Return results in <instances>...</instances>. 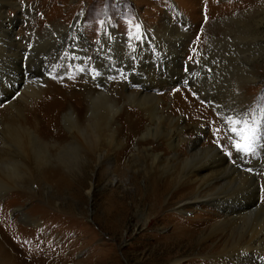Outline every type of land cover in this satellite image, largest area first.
<instances>
[{
  "label": "rangeland",
  "instance_id": "1",
  "mask_svg": "<svg viewBox=\"0 0 264 264\" xmlns=\"http://www.w3.org/2000/svg\"><path fill=\"white\" fill-rule=\"evenodd\" d=\"M13 2L19 8L6 6L4 12V21L9 18L12 20L15 14L20 18L13 25V32L18 37H28L32 27L40 29L23 45L28 59L32 61L40 53L43 54L58 44L56 31L52 27H70L78 15L81 34L91 46L101 44L104 32H113L118 40H134L140 31H145V51L141 47H137L135 53L127 54L124 51L126 59L130 62L137 60L138 63V59H144L146 65L162 62L169 67L171 63L167 59L176 53V56L180 55L177 57L180 62L177 67L193 74L192 83L169 85L161 91L155 88L157 94L167 100V104H170L172 97L176 95L180 97L185 110L194 109V113L188 112L185 119L190 117L189 119L203 122V142L218 146L220 154L229 159L230 153L224 144L221 145L225 132L220 127L222 122L214 108V102L233 106L239 102L241 90L250 107L262 109L264 106V0ZM48 27L50 30L44 32ZM82 48L78 49L76 44L63 45L54 71L52 72V68L51 72L47 70L42 80L38 75L36 79H39L32 85L37 93L28 94V98H20L24 104L14 101L17 108L39 102L50 82L55 83L54 88H51L55 93L61 91L68 81L76 85L89 82L92 89L103 91L97 80L89 81L88 74L93 70H98L96 74L101 73L107 66L114 65L115 57L113 61H109L110 64L109 56L100 57L98 63L96 59H92L93 51L88 50L87 54ZM98 56L104 57L105 52L100 51ZM48 62L45 67L43 65L42 73L53 64V59ZM131 66L124 65L118 69L119 72L117 69L111 70L106 93L109 102H116L122 109H141L142 104L128 102L127 98L121 96L123 89L135 91L138 88L135 84L132 85V77H128L137 73ZM194 87L200 95L194 92ZM22 92L25 91L22 89ZM58 98V101L63 102L64 98ZM7 105L5 102L0 103L3 108ZM81 106L77 107L81 109ZM179 109L175 108L176 111ZM17 114L13 109H7V112L0 110L3 124L10 123L12 118L13 121L21 123L22 118ZM232 116L235 117L234 114ZM216 124H219L218 127ZM162 125L166 127L167 123ZM59 127L60 132L69 136L62 113L59 117ZM1 129L0 125L1 146L4 145L7 151L12 150L13 146L4 139L5 133ZM158 135L159 133L156 137ZM43 141L48 144V149L45 145L35 144L36 156L39 155L36 161L40 164L38 168H32L36 163L31 165L32 169L19 168L14 173L15 177L11 175V170L1 173L12 180L18 177L19 181L16 185L12 184V187L0 185V209L9 202L8 209L0 212V215L2 223L6 225L12 222L13 226L18 227L17 231L21 232L17 233V244L26 247L23 245L24 241L29 239L30 243H26L28 248L42 245L49 250L50 257L48 260H35V263L23 252L33 257L32 259H35L37 252L31 254L22 247L20 248L23 251L17 250L16 246L13 249L17 259L6 260L0 255V264H231L228 260L218 257L219 249L233 243L246 242L249 234L261 224V218H264L263 207L254 214L255 216L229 222L230 224L224 222L219 231L213 232L219 217L215 208L205 201L197 200L191 203L187 212L177 211L178 202L190 197L197 185L193 183L190 190L183 188L185 180L176 174L173 175L169 166L160 169L150 162L144 166V162L138 161L133 167L123 168L122 172L113 175L108 171H101L98 159L92 157L85 149L79 148V168L67 170L55 158L46 159L47 155H54L56 150L49 146L53 142L51 137H44ZM228 142L232 144L233 141L228 139ZM237 142L238 139H235L233 144ZM235 151L236 157L241 160L240 151L236 147ZM203 154L200 153L201 158ZM116 160L122 161V158ZM53 166L61 169L64 181L50 177L40 179V175ZM235 174L221 185V191L236 193L252 184L251 186L259 188V201L263 204L264 169L252 178ZM151 182H154L155 186L164 187L154 191ZM17 193H21L20 197ZM262 252L264 253L263 249Z\"/></svg>",
  "mask_w": 264,
  "mask_h": 264
},
{
  "label": "bare ground",
  "instance_id": "2",
  "mask_svg": "<svg viewBox=\"0 0 264 264\" xmlns=\"http://www.w3.org/2000/svg\"><path fill=\"white\" fill-rule=\"evenodd\" d=\"M6 6L19 8L13 0H0V103H8L6 108L0 106V110L7 112V109H13L14 112L18 113L17 115L21 116L22 122L13 121L12 118L10 123L3 124L2 115H0L1 130L5 133L4 139L8 140L10 145L13 146L12 150L7 151L3 147L4 145L1 146L0 144V148H2L0 149V185H11L12 187V184L16 185L19 181L18 177L12 180L11 177L2 176L1 173L4 170H11V175L14 176V173L19 168H38L40 164L36 163V161L39 159V155L36 156L35 144L45 145L48 149V144L43 140L44 137H51L53 142L49 146L54 147L56 153L47 155L46 159H49V157L55 158L67 170L79 168V148L85 149L92 157L98 159L101 171H108V173L113 175L119 171L122 172L123 168L133 167V164L138 161L144 162V166L150 162V164H155L160 169L169 166L173 175L176 174V176L178 175L185 180L183 188L190 190L193 183L197 185L196 190L190 197L178 202L177 211L181 213L187 212L191 203L197 200L205 201L215 208L219 217L213 232L217 231L224 222L233 223L238 220L251 218L255 216L254 214L260 208L264 207V203L262 204L259 201V188L251 186L252 184L248 187L243 186L244 188L236 193L223 192L220 189L221 185L227 182L235 173V175L240 174L245 178H252L258 171L264 169V106H262V109L250 107L247 97L244 93H241V90L239 91L240 100L233 106L218 104L215 100L217 103L214 102V108L222 122L220 127L225 132L224 140L221 139V145L224 144L225 148H227L226 150L230 153L231 158L229 159L220 154L218 146L203 142L202 139L205 133V129L201 125L203 122L189 119L190 117L185 119V115L188 112L194 113V109L185 110L184 104L180 102V97L176 95L172 97L171 103L167 104V100L160 98L157 94V89L161 91L169 85L183 82L192 83L193 74L190 71L179 70L177 67L180 64L177 57L180 55L176 56V53L170 56V59H167L171 63L169 67L168 64L165 65L162 62H151L153 63L152 65H149V63L146 65L143 58L142 61L138 59V63L137 60L130 62L126 59L124 51L128 54V52H137V47L146 48L145 43L147 41L143 39L146 37L145 34L147 35L145 31H140L138 37L134 38V40H123V38L118 40L115 39L113 32H104L101 44L99 46H91L88 45L85 37L81 34L79 28L80 15H78L70 27H63L65 28L63 29L61 28L62 26H53L52 28L56 31L59 40L58 44L47 52L40 53L33 61L30 59V61L23 45L24 42L36 35L40 29H35L31 26L30 36L18 37L13 32V25L20 18L15 14L12 20L9 18V20L4 21ZM48 30H50L49 27L43 31L47 32ZM153 42L156 41L153 40ZM73 44H76L78 49L83 47V51L87 54L88 50L93 51L94 58L92 59L93 61L96 59L98 63L100 57L107 58L109 56L108 62L113 61L112 59L115 57L114 65L107 66L101 73L96 74L98 70H93L88 74L89 81L91 79L97 80L100 89L103 91L92 89L89 86V82L84 85H76L68 81V84L63 89L61 88V91H56L55 93L51 89L54 88L55 83L50 82V86L45 90V94H43V98L39 102L34 105H22L21 109L17 108V104L14 101L22 103L20 98H25L33 92V95L36 94L37 91L35 92L32 87L34 82H37L40 77L41 80L44 79L47 70L51 72L52 68V72L54 71L53 69L56 68L55 64L59 61V52L63 45L72 46ZM158 48L160 49V47ZM70 50L74 49L70 48ZM100 51L105 52L104 57L98 56ZM52 59L53 64L42 73L45 64ZM133 63L136 64L133 65ZM124 65H132L133 71L134 69L137 70L136 74H130L128 77H132V85L135 84L138 88L136 87L135 91L123 89L121 96L127 98L128 102H136L138 105L142 104V106L140 105L141 109L134 107L122 109L116 102H109L108 100V94L106 93L108 75L111 70L117 69L118 71ZM159 68L163 70H159ZM38 75L40 76L36 79ZM22 89L25 92H22ZM180 89L181 91L183 90L182 88ZM194 92H196L195 87ZM196 93L200 95L199 91ZM57 97H59L58 99L64 98L63 102L58 101ZM77 106H81V109ZM175 108H180L181 110H177V113ZM252 109L253 111H251ZM61 113L64 125L69 130H67L69 136H65L63 132L59 131L61 130L59 127ZM233 114L235 117L232 116ZM239 119H246L249 122L254 121L256 128V135L253 141L256 146L253 145L252 150L249 152L240 151L242 161L238 156L236 157L237 153L233 144L238 137L229 131L233 126L230 120ZM23 122L27 125L22 124ZM163 123H167L166 127L162 125ZM218 125L216 124L217 127ZM161 126L163 128L160 131ZM51 128L53 129L52 131ZM157 132L159 133L158 137H156ZM228 139L230 142L233 141L232 144H229ZM200 153H204L202 158ZM118 158H122V161H117L116 159ZM114 160L116 161L114 162ZM33 164L35 165L32 167L31 165ZM46 171L40 175V179L50 177L58 181L65 180L59 167L53 166ZM151 185L154 191L164 187L163 185L155 186L154 182H151ZM19 194L21 195V193L16 195ZM8 204L9 202L2 205L0 212L6 211ZM261 219H263L260 221L261 224L257 225L259 227L256 226L255 228L257 229L249 234L246 242L240 244L232 242L233 244L230 246H223L218 251V257L228 260L231 264H264V253L262 252V249L264 250V218ZM13 224L12 222L6 225L2 223L0 215V255L2 256L1 258L14 261L17 258L13 247L16 248L17 246L18 248L16 249L20 250L22 246L17 244L18 242L16 241L17 233L21 234V232L17 231L18 227L13 226ZM25 241L23 245L26 247H22L25 251L31 254H36L37 252L35 259L23 252L30 261L34 260L36 263L38 260L49 259L50 252L47 248L41 245L38 247L43 248L33 247L31 249L26 244L30 240L27 239ZM18 254L21 253L18 252Z\"/></svg>",
  "mask_w": 264,
  "mask_h": 264
},
{
  "label": "snow or ice",
  "instance_id": "3",
  "mask_svg": "<svg viewBox=\"0 0 264 264\" xmlns=\"http://www.w3.org/2000/svg\"><path fill=\"white\" fill-rule=\"evenodd\" d=\"M233 125L229 131L238 137V142L235 147L238 151L249 152L252 150L253 141L256 135V128L254 126V121L249 122L246 119L230 120Z\"/></svg>",
  "mask_w": 264,
  "mask_h": 264
}]
</instances>
